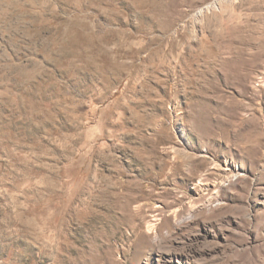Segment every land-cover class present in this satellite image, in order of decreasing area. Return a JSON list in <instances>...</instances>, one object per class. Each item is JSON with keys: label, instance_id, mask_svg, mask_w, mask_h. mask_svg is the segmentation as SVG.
I'll return each mask as SVG.
<instances>
[{"label": "rangeland", "instance_id": "374dc122", "mask_svg": "<svg viewBox=\"0 0 264 264\" xmlns=\"http://www.w3.org/2000/svg\"><path fill=\"white\" fill-rule=\"evenodd\" d=\"M0 264H264V0H0Z\"/></svg>", "mask_w": 264, "mask_h": 264}, {"label": "bare ground", "instance_id": "6f19581e", "mask_svg": "<svg viewBox=\"0 0 264 264\" xmlns=\"http://www.w3.org/2000/svg\"><path fill=\"white\" fill-rule=\"evenodd\" d=\"M6 4V3H5Z\"/></svg>", "mask_w": 264, "mask_h": 264}]
</instances>
